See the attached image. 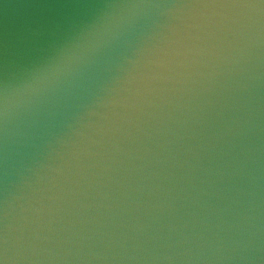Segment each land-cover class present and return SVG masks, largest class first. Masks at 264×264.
Wrapping results in <instances>:
<instances>
[{
	"label": "clouds",
	"instance_id": "9594fccd",
	"mask_svg": "<svg viewBox=\"0 0 264 264\" xmlns=\"http://www.w3.org/2000/svg\"><path fill=\"white\" fill-rule=\"evenodd\" d=\"M0 264H264V0H0Z\"/></svg>",
	"mask_w": 264,
	"mask_h": 264
}]
</instances>
